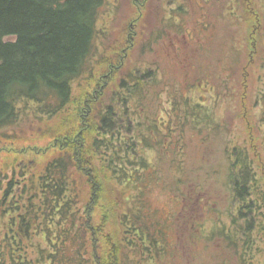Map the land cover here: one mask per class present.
<instances>
[{"label": "rangeland", "instance_id": "obj_1", "mask_svg": "<svg viewBox=\"0 0 264 264\" xmlns=\"http://www.w3.org/2000/svg\"><path fill=\"white\" fill-rule=\"evenodd\" d=\"M97 24L94 66L75 83L68 108L46 120L24 113L22 123L0 134V186L14 173L38 172L58 155V139L79 129L87 100L97 98V104L108 100L119 92L121 76L154 69L162 94L159 103L166 107L180 86L182 95L190 93L195 103L211 111L215 125L199 135L190 126L183 128L167 111L160 114L174 126L172 130L179 129L165 150L168 161L185 157V167L203 170L184 172L187 185L170 191L156 180L151 185L156 187L146 193L149 211L165 221L181 264H264V0H108L99 10ZM86 123L95 122L88 118ZM126 138L133 140L131 135ZM160 146L157 143L156 152ZM140 148L151 162L162 163L160 154L156 157L143 145ZM179 148L183 153L176 151ZM233 149L246 151L253 164L257 182L250 190L251 208L238 203L232 192L227 154ZM86 151L85 167L91 168L99 186L81 187L85 200L81 209L94 199L90 215L101 228L97 242L99 253H104L109 238L121 236L119 219L130 194L106 172V160L99 153ZM169 165L166 162L160 171L162 185L179 174ZM101 167L104 171L98 172ZM194 223L206 227L204 236L193 231Z\"/></svg>", "mask_w": 264, "mask_h": 264}, {"label": "trees", "instance_id": "obj_2", "mask_svg": "<svg viewBox=\"0 0 264 264\" xmlns=\"http://www.w3.org/2000/svg\"><path fill=\"white\" fill-rule=\"evenodd\" d=\"M107 1L0 0V134L22 123L24 113L46 120L68 108L75 83L94 66L99 10ZM152 71L121 76L119 92L100 101V109L97 98L87 100L79 114V129L58 139V155L38 172L14 173L0 186V264H181L180 250L172 245L165 221L149 211L146 193L156 187L151 186L156 180L164 190L180 188L186 184L185 173H200L203 166L185 167V157L168 161L165 150L179 129L172 130L174 126L160 114L167 111V116L199 135L212 131L215 120L190 93L182 95L178 85L173 101L168 91L167 106L159 103L160 81ZM88 118L95 123H86ZM91 132L94 138L89 137ZM157 143L161 146L156 152ZM141 145L156 157L160 154L162 163L151 162ZM85 151L99 153L106 160V172L130 194L119 219L121 236L117 234L115 241L109 238L104 253H99L97 242L101 228L90 215L94 196L90 207L81 209L85 201L81 187L99 186L91 168L85 167ZM227 157L232 192L251 208L250 190L257 182L252 161L243 150H230ZM166 162L179 174L162 185L160 171ZM103 171L101 167L98 172ZM113 189L115 195L117 188ZM195 229L204 236L205 226L194 223Z\"/></svg>", "mask_w": 264, "mask_h": 264}, {"label": "bare ground", "instance_id": "obj_3", "mask_svg": "<svg viewBox=\"0 0 264 264\" xmlns=\"http://www.w3.org/2000/svg\"><path fill=\"white\" fill-rule=\"evenodd\" d=\"M248 179H249V178H248ZM236 201H237L238 203H243L242 200L239 199L238 195L236 196Z\"/></svg>", "mask_w": 264, "mask_h": 264}]
</instances>
